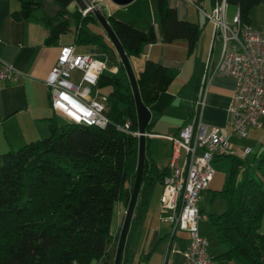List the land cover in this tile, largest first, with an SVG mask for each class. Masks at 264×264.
I'll list each match as a JSON object with an SVG mask.
<instances>
[{"label": "trees", "instance_id": "trees-1", "mask_svg": "<svg viewBox=\"0 0 264 264\" xmlns=\"http://www.w3.org/2000/svg\"><path fill=\"white\" fill-rule=\"evenodd\" d=\"M18 1L19 9L11 13L12 17L45 27L46 44H53L70 32L72 44L107 51L103 33L91 30V24L99 25L92 12L83 16L77 8L69 10L50 0L56 9L45 15V2L49 0ZM140 1L143 6L136 16L148 17L146 0ZM216 1L210 0L211 5ZM154 3V22L148 26L132 25L108 12L104 5L101 12L129 58L141 56L146 44L157 41L155 28L164 43L185 41L190 55L202 26L179 19L167 0ZM226 3L236 7L243 24L251 25L252 9L264 0ZM115 61L112 66H118L117 72H103L97 80L100 90H109L105 93L106 114L112 123L100 128L59 122L51 115L46 137L0 154V264H107L110 246L114 258L118 237L110 234L112 210L116 201L127 206L135 177L128 155L137 141L136 136L118 130L115 124L129 121L130 129L138 130L131 86L126 74L121 73L125 71L119 58ZM178 73L175 67L147 59L137 76L143 104L148 107L154 103ZM147 149L146 144V152ZM226 157L230 160L228 176L213 194L225 200L226 208L207 216L217 242L226 247L217 260L264 264V234L259 232L264 213V150L255 154L252 161L234 155ZM165 173L166 168L159 171L149 164L142 184L150 192L156 183L161 184ZM142 191L141 188L138 197ZM138 207L137 201L135 210Z\"/></svg>", "mask_w": 264, "mask_h": 264}, {"label": "crops", "instance_id": "crops-1", "mask_svg": "<svg viewBox=\"0 0 264 264\" xmlns=\"http://www.w3.org/2000/svg\"><path fill=\"white\" fill-rule=\"evenodd\" d=\"M56 1L66 8L73 1L77 9L81 8L76 0ZM134 1L138 3L135 17L138 19L139 25L148 26L151 22H154L155 10L152 11L150 7H147L149 16L143 14L138 18L136 12L143 6V2L140 0ZM193 1L205 11H210L212 8L210 0ZM167 2L170 7L176 9L179 19L198 22L196 21L197 15L201 13L187 0H167ZM105 5L108 12L114 13V8L110 10L109 8L115 7V5L108 3L107 0H105ZM125 7L121 8L126 10ZM18 9V0H0V59L13 63L24 73V76L17 81L6 82L0 89V154L8 150H15L28 142L42 139L48 135V117L51 116V108L45 78L55 63L59 48L65 44H72V42L59 43V39L53 44H46L44 40L48 34L47 29L34 21L14 19L11 13ZM235 13L236 11L232 12L231 19ZM98 32L104 33L103 30ZM155 32L157 41L146 44L142 55L130 57V62L136 76L142 71L147 59H152L164 66L175 67L179 70L177 77L171 82L167 90L161 92L157 100L148 106L151 117L148 123L150 124L149 129L146 131L148 133L146 142L149 141L146 157L149 164L158 167L151 156L155 155L153 154L155 149L152 147V139L159 141L165 147L163 153L165 159L164 169L167 166L171 150V142L165 136L176 134L179 128L190 120L193 113V101L202 92L205 93V105L202 108L201 116L203 122L208 126H219L225 133L230 134L227 106L236 82L234 78L212 69L220 52L219 43L212 42L213 28L210 29L208 34V44L210 46L207 45L206 47L202 44L201 52L195 54L193 58L190 57L194 54L197 46L190 55H187L185 41L176 40L171 43H164L159 39L157 28H155ZM75 51L79 53L76 46ZM262 121L264 127V119ZM255 129L260 128L250 129L247 137ZM255 137L252 134L251 140H255ZM234 138L236 142L241 141V139L230 135V141L236 146L233 141ZM156 150L158 152V149ZM148 193L149 190L146 189L137 199L139 207L137 213L134 210L136 216L134 223L130 225L128 242L126 241V248L128 249L125 248L124 250L122 264H182L183 259L179 253L166 255L168 225L164 224L166 227L163 230V228L157 227L154 221L151 223L145 217L142 219ZM200 210L202 209L200 208ZM125 211L126 205L123 201L114 203L110 225L112 238L118 237L120 233ZM259 232L264 234V213ZM154 234L157 235V239L155 245L151 247ZM187 242V233L179 232L176 235L175 244L177 248L183 249ZM137 246L140 247V250H135ZM218 248L215 255L209 254L214 259L215 264H239L237 261H218L217 257L226 251V247ZM112 249V246L108 249L107 264H113ZM92 264H98V262H92Z\"/></svg>", "mask_w": 264, "mask_h": 264}, {"label": "built area", "instance_id": "built-area-1", "mask_svg": "<svg viewBox=\"0 0 264 264\" xmlns=\"http://www.w3.org/2000/svg\"><path fill=\"white\" fill-rule=\"evenodd\" d=\"M81 15L94 9L101 11L105 0H82ZM194 5L213 27L212 42L219 43L220 52L213 71L235 79L236 85L227 106L230 134L219 126H208L202 120L205 93L193 101V113L178 132L165 137L171 142L166 173L161 180L159 221L168 225L166 255L179 253L182 264H215L208 253V242L198 232L201 217L199 201L208 189L215 170L213 162L228 155L244 159L250 147L236 148L230 135L245 139L250 129L262 128L264 119V30L241 22L238 11L230 23L225 20L226 0H217L210 12L193 0ZM104 3V4H103ZM209 69V65L207 66ZM109 68L98 54L78 53L74 44L59 48L45 84L50 96L51 115L67 123L103 128L112 123L107 110V96L97 86L98 77ZM116 73L118 66H112ZM77 71L76 78L73 73ZM24 73L13 63L0 59V89L6 82L17 81ZM93 92V93H92ZM124 132L138 136L130 122L115 124ZM148 135V133H147ZM185 232L188 242L183 249L175 244L176 235Z\"/></svg>", "mask_w": 264, "mask_h": 264}, {"label": "rangeland", "instance_id": "rangeland-1", "mask_svg": "<svg viewBox=\"0 0 264 264\" xmlns=\"http://www.w3.org/2000/svg\"><path fill=\"white\" fill-rule=\"evenodd\" d=\"M107 2L112 4L109 0H107ZM51 3L52 2L50 0L45 2V7H46V9H48V10H45V12H46L45 15H49L50 13L52 14V12L56 9V6L52 5ZM146 3H147L146 5L148 7H150L152 11L155 10L154 0H146ZM137 4H138L137 1L136 2L134 1L125 7L126 10H124L120 6L110 7L109 10L114 8L113 12L117 17L124 19L125 21L129 22L132 25L139 26L138 19L135 17V11H136ZM75 8H76L75 2H73V1L70 2L68 9L74 10ZM226 10H227V13L225 15V20L227 23H230L232 12L236 11V7L234 5H227ZM210 11L207 10V12H210ZM196 21H198V23L202 26V32L200 34V38L198 41L197 48H196L194 54L190 58H193V56L195 54L197 55V54H199V52H201L202 44H204L206 47H207V45L210 46V44H208V37H209L208 34L210 32V29L213 28L212 24L210 22L206 21L205 18L201 14L197 15ZM90 26H91V30L93 32H98L99 30H102L100 25L91 24ZM251 27L254 29H258V30H264V3H260L252 9ZM206 33H207V35H206ZM103 35H104V33H103ZM104 40L107 44V51L102 53L101 55H99V57H100V59L107 61L109 64V68L105 72L113 73L111 70V67H112L113 63L116 64L115 60L117 58H119V56H118L113 44L111 43V41L109 39H107V37L105 35H104ZM60 42L61 43L73 42L71 33L67 32L66 34L61 35L59 38V43ZM75 46L77 47V51H79V53H90L91 52V49H90L91 47L89 45L78 44ZM209 49H210V47H209ZM121 73L125 74V72L124 73L121 72ZM77 75H78V73H77V71H75L73 73V77L76 78ZM107 91H109L108 88H103L100 90V92L103 94L107 93ZM58 121L60 122L59 119H58ZM252 131L253 132L250 134L249 137H247L243 140L241 139V141L236 142L235 138L233 139V141L235 142L234 144H236V146H235L236 148L239 149V148H242L245 146L251 148L250 153L246 157V160H248V161H252L255 154L264 150V127L260 128V129H255ZM252 134H253V136H256L255 140H253V141L251 140ZM148 142H146L147 145H148ZM155 144H156V147H155ZM152 147L155 149L154 153H153L155 155L151 156V158L158 165V167H157L158 170L161 171L163 169V165L165 163V159L163 156V153L165 152V147H164V145L160 144L159 141H155L153 139H152ZM156 149H158V152ZM128 162H129V165L131 167H134V168L136 167V163H137V141H136V146H135L133 152L128 155ZM0 163H1V159H0ZM213 167L215 170L213 180H211L208 189L205 190L204 192H202V198L199 201V207L202 209V212H201L200 220L198 221L199 235L201 237H203L204 239H206V241L208 242V253L210 255H212V254L215 255L217 250L219 249L218 247H224L225 248V246H221L217 242V240L215 238V236H216L215 230L211 226L207 216H208V213L219 214L222 211H224L226 208L225 200L220 195H213V194L215 191L219 190L222 187L223 183L225 182V180L228 176L229 168H230V160L228 157H223L222 159H218L216 162H213ZM141 188L143 190L142 193H144L146 191V185L142 184ZM160 194H161V184L156 183L153 186V188L151 189V191L147 194L146 205H145V210H143V213H142V219H143V217H145L148 221L150 220L151 223L154 221L155 225L157 227H159L160 229L163 228V230H164L166 225L161 224L159 222V213H160L159 212V197H160ZM137 211H138V209H136V213H137ZM135 216H136V214H135ZM148 221H146V222H148ZM128 237H129V235H128ZM127 242H128V239H127ZM161 242H163V241L161 240ZM139 246H141V245H139ZM139 246H137L135 248V250H140ZM126 247H127V243H126ZM126 249H128V248H126Z\"/></svg>", "mask_w": 264, "mask_h": 264}, {"label": "water", "instance_id": "water-1", "mask_svg": "<svg viewBox=\"0 0 264 264\" xmlns=\"http://www.w3.org/2000/svg\"><path fill=\"white\" fill-rule=\"evenodd\" d=\"M81 8H85L86 5L82 0H76ZM112 4L116 6H127L132 3L134 0H109ZM95 16L98 24L101 26L104 31L105 36L111 41L113 44L121 62V67L124 69L126 77L130 83L134 102H135V110H136V118L138 125V133L137 136V163L135 167V177L131 189V193L127 202L126 211L124 214L123 223L120 229V233L118 236L114 260L113 264H122L123 254L125 250V244L127 241L130 225L133 218V213L137 204V199L139 195V191L141 189L142 177L145 170L148 168V160L146 157V127L150 121V110L147 106H145L142 102L138 84H137V76L133 71L130 58L126 55L125 50L113 31L110 23L107 21L106 17L99 9H94L92 11ZM95 54L101 55L102 51L100 49L92 50ZM157 235L154 234L151 247H153L156 243Z\"/></svg>", "mask_w": 264, "mask_h": 264}]
</instances>
